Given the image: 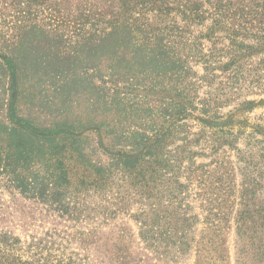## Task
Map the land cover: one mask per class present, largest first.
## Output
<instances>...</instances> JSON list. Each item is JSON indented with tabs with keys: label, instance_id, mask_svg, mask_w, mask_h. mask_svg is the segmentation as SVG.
<instances>
[{
	"label": "trees",
	"instance_id": "1",
	"mask_svg": "<svg viewBox=\"0 0 264 264\" xmlns=\"http://www.w3.org/2000/svg\"><path fill=\"white\" fill-rule=\"evenodd\" d=\"M6 2L0 0V178L76 221L107 217L102 205L111 196L131 197L148 247L170 262L186 255L197 220L184 205L187 190L208 173L199 174L205 166L196 159L204 144L233 147L247 128L234 133L220 122L223 93L201 92L220 79L216 71L238 84L240 62L263 52L264 35L250 32L264 18V3L11 0L14 12L4 14ZM242 201L247 207L248 194ZM240 220L237 264L264 259V227ZM18 244L0 235V254L17 260ZM22 264L54 263L37 244Z\"/></svg>",
	"mask_w": 264,
	"mask_h": 264
},
{
	"label": "rangeland",
	"instance_id": "2",
	"mask_svg": "<svg viewBox=\"0 0 264 264\" xmlns=\"http://www.w3.org/2000/svg\"><path fill=\"white\" fill-rule=\"evenodd\" d=\"M10 3L7 0L2 13L14 12L13 6H8ZM246 3L262 6L264 0ZM251 25L250 34L264 35L263 17L259 16ZM228 44L226 40L222 46ZM258 51L263 52L240 62L243 76L238 84L231 83L228 74L216 71L220 79L201 92L202 97L205 90L223 93L217 111L220 122L229 123L234 133L242 130L243 125L247 128L233 147L225 145L216 150L212 144H204L203 156L196 159L201 168L205 166L199 174L208 173L202 184H191L187 190L184 205L189 207L188 215L197 220L190 227L193 242L186 255L170 262L148 247L132 217L139 205L131 197L123 201L111 196L102 205L107 217L76 221L29 199L0 178V235L19 242L14 250L17 260H6L0 254V264H22L28 259L30 248L37 244L54 264H237L243 248L238 230L240 218H246L249 227H264V48ZM229 59L224 57L222 61ZM197 69L203 74L201 67ZM11 99H15L14 94ZM193 125L198 131L197 124ZM253 130V138L247 139ZM181 181L187 183L185 178ZM243 193L248 194L247 207L242 201ZM95 201L100 204V199ZM209 211L221 216L214 218ZM250 264H264V259L253 258Z\"/></svg>",
	"mask_w": 264,
	"mask_h": 264
}]
</instances>
